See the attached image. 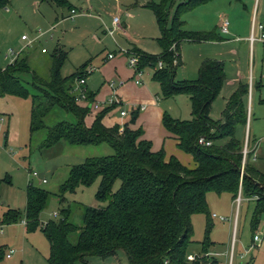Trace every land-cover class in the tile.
<instances>
[{"label":"trees","instance_id":"16d2710c","mask_svg":"<svg viewBox=\"0 0 264 264\" xmlns=\"http://www.w3.org/2000/svg\"><path fill=\"white\" fill-rule=\"evenodd\" d=\"M55 8L73 10L68 0H42ZM213 0H160L147 2L144 7L152 12L160 30L157 40L161 53L150 55L133 49L138 56V70L155 68L159 61L166 63L168 71L158 70L153 81L158 83L163 97L183 93L189 96L192 120L179 121L168 114L162 116V126L172 137L177 148L192 156L193 166H184L174 156L166 157L163 150L153 152L151 143L143 139L141 129L129 125L106 127L102 120L111 108H105L88 127L85 118L89 106H79L74 93L75 83L86 79V65L80 72L62 78L60 69L62 53L54 55L48 82L35 76L26 59H15L5 69H0V98L14 96L31 99L30 131L44 128L43 118L58 107L71 113L76 125L58 123L48 129L44 148H51L60 141L75 146L107 144L112 156L87 159L80 165L71 166L68 177L60 186L58 198L65 201V194L78 187H89L99 179L95 199L107 202L105 207H81L82 223H72L70 208L61 209L57 221L39 225V215L46 208L52 195L29 184L26 188L25 207L20 213L7 210L1 224L10 225L25 221L27 233L40 231L48 243V264H88L89 258L106 259L123 252L130 264H216L210 258L188 263L187 247L193 233L191 216L205 215L204 239L200 243L201 255H207L212 246L209 235L212 219L207 211L206 194L228 193L234 200L241 189V197L254 201V223L264 213V174L251 164L254 151L242 167L243 143L236 139L237 128L246 127L248 121L247 99L249 85L240 83L228 98L220 121L209 117L210 106L218 97L224 82L221 62L204 60L194 81H174L179 65L173 66L174 54H178L183 42H207L216 40L211 33L190 32L184 29L182 16L196 7ZM238 1V0H234ZM6 0H0L4 7ZM174 46V49H172ZM31 75L29 94L20 79L21 74ZM84 88V87H83ZM86 99L92 102L93 94ZM133 124V121L131 122ZM214 135L211 136V132ZM204 138L211 145H198ZM223 140L220 145L215 142ZM119 188L112 192L115 182Z\"/></svg>","mask_w":264,"mask_h":264},{"label":"rangeland","instance_id":"374dc122","mask_svg":"<svg viewBox=\"0 0 264 264\" xmlns=\"http://www.w3.org/2000/svg\"><path fill=\"white\" fill-rule=\"evenodd\" d=\"M120 1L123 3L125 0ZM175 1L178 4L186 0ZM68 2L75 10V15H71L68 8H55L42 0H6L5 6L0 7V69H5L15 59H26L30 71L39 79L48 82L52 58L60 51L64 58L60 69L62 78L66 79L80 72L83 65L88 66L86 69H93V73L85 79L87 91L98 94L96 101L108 105L116 98L111 93L119 86L120 80L124 79V74L131 76L132 70L125 53L134 49V46L123 38L122 30L115 29L113 35H109L108 31L113 29L112 19L118 16L121 22L124 21L134 29L135 35L139 32L156 35L149 38L156 41L158 54L161 53L157 42L160 38L159 27L153 21V15L144 10L143 12H148L154 33L147 28L141 30L143 18L133 14L135 5L123 8L126 5L123 4L121 10L117 12L118 8L112 6L111 0H109L110 4L105 0H68ZM260 4L258 22L263 21L264 18L262 12L264 0ZM181 21L183 22L182 19ZM22 37H25V40H22ZM148 44L155 46L153 41L146 43ZM11 52L14 55H10ZM108 54L114 56L112 63H108L110 62L107 60ZM156 67L148 68L145 72L144 86L153 80V75L158 71ZM162 69L168 71L170 68L163 63ZM241 71L245 76V82L242 83L248 86L250 75L253 76V83L249 97V120L246 127L237 128L235 137L243 145L246 136L248 137L249 149L255 150V166L264 174V42L255 43L252 51L248 49L241 54ZM19 77L30 96L34 95L35 91L30 86V73L21 74ZM174 79L175 82L178 81ZM74 86L73 91L77 96L78 85L75 83ZM85 94L87 96V92ZM109 96L112 98L109 99ZM157 96L162 114L166 113L172 119L179 121L192 120L188 95L179 93L163 97L159 90ZM106 108H111V105ZM114 108L116 107L109 112ZM125 108L123 105L121 109L125 111ZM30 110V98L14 96L0 98V264H48V243L40 227L32 233H26L21 222L1 224L3 214L7 210L23 212L26 202L25 191L29 184L52 195L46 208L39 215V225L46 224L50 220L57 221L60 218V210L70 208V221L80 226L83 213L81 207L98 208L107 205V202H98L95 199L99 179L89 187H78L73 193L65 194L63 203H60L55 196L67 179L71 166L80 165L87 159L112 156L113 150L107 144L75 146L66 142L44 148L48 129L61 122L76 125L77 120L71 113L53 107L42 119L44 128L31 132ZM223 110L224 102L219 96L210 106L209 117L218 121ZM95 113L97 115L99 112L91 110L87 115L85 118L87 124L93 121ZM118 113L119 111L113 112L103 119L109 118L110 123L114 124L118 121L119 124L123 120L119 118ZM133 119V115L128 112L125 121L131 123ZM135 126L145 132L147 141L151 143V147L157 149V152L163 150L166 156L171 154L177 159L176 155L171 153L175 152L181 159H178L180 163L193 164L190 154L179 150L175 142L166 138L159 117L142 122L137 120ZM211 133V136L215 134L214 131ZM223 142L225 141L219 140L215 144L220 145ZM32 173L39 175V178L44 177L46 183L32 177ZM118 188L117 181L113 185L112 192H116ZM232 200L228 193L216 194L209 191L206 194L207 211L212 219L209 240L214 243L209 249L212 253L209 258L216 261V264H264V213L254 223V201L252 197L250 198L252 202H246V199L242 198L237 210L238 221L233 229L236 206H232ZM213 214L217 218H212ZM220 217L224 220H219ZM191 224L192 243L187 247V254L200 255V243L204 239L205 215L194 213L191 216ZM254 236L259 238L258 242L253 241ZM10 250H13V254L7 259L6 254ZM121 253L120 251L117 253L119 259L128 262L127 257H122ZM87 261L88 264H98L101 260L89 258Z\"/></svg>","mask_w":264,"mask_h":264},{"label":"crops","instance_id":"0c3cea01","mask_svg":"<svg viewBox=\"0 0 264 264\" xmlns=\"http://www.w3.org/2000/svg\"><path fill=\"white\" fill-rule=\"evenodd\" d=\"M105 1L109 3V0H105ZM261 1L262 0H238V1L213 0L206 4L200 5L195 9H193L192 11L184 14L182 20L184 22V29L186 31L202 32V33L211 32L217 37V39L213 41L200 42V43L183 42L178 49L179 65L175 72V78L178 79V81H194L197 79L198 69L204 60H215L221 62L224 68L225 82L218 97L220 96L223 99L224 108H225L228 98L237 89L240 83L245 82L244 79L245 76L241 71V54L245 53V51H247L248 49L252 51L254 49L255 43L264 42L260 40L261 34L257 29L253 31V36L256 40H254L253 42L250 41V36L252 34V27L253 26L256 27V25L263 24L264 22V18L263 21L260 22L257 21V18L259 17V13H260L259 10H260ZM147 2L159 3L160 0H125L123 1V3L120 0H111L112 6H116L118 8L117 12L121 10L123 4H126L124 5L123 8L131 7L135 5V10H134L135 13L133 14L139 18L141 17L143 18V22H142L143 25L141 26V30L147 28L152 33H154L152 22L150 20L149 15L147 14L148 13L147 11H149L151 15L153 14L150 10L144 7V5ZM127 3H129L130 5H128ZM144 10H147L146 13L143 12ZM262 12H264V6L262 8ZM153 19H154L153 21H155L154 15H153ZM119 20H120V25L123 28L122 30L123 38L126 39L128 44H131L132 46H134L135 49L141 51L142 53H146L150 55H158L156 41L151 40L153 38H149L151 36L155 37L156 35H148V34L145 35L144 33L141 32L135 35L134 33L135 31H133L134 29L131 26H128L124 21L121 22L120 18ZM225 22L227 23V27H226L227 32L223 33L222 26ZM257 35H259L258 38ZM149 41H153V43H155V46H153V44L146 45V43H149ZM113 60L114 57L108 63H112ZM113 66H117V65H113ZM147 71L148 69H145L143 71L141 78H139V82H140L139 84H136L135 82L136 81L135 73L133 70L131 72V76L125 73L124 79L120 80L119 86L115 90H113V93H111V95L114 94V96L116 97L112 101L113 104H116V108H114L113 111L109 112L106 116L108 117L109 114L119 111L118 113L119 118H121L123 122L121 121V123L118 124L117 121L114 124L119 126L120 128H122L124 125H129L131 129L134 130L141 129L138 128V126H135L137 120L142 122V121H147L149 118H156V117L160 118V124L162 125L163 114L159 105L160 100L157 96L160 87L158 83L154 82L153 80L150 83H148L146 86H144L143 77L146 74L145 72ZM252 77L251 75L249 77V95L247 99L248 120H249V103H250L249 97H250V93L252 92V83H253ZM129 81L131 82L129 83ZM153 86H157L158 88L155 89ZM84 88L86 89V80H85ZM86 92L88 94L89 93L93 94V100L92 102H88V101L79 102L77 103L79 106L82 107L89 106L90 111L94 110L96 112H100L101 110L105 109L107 106L111 105V104L107 105L106 103L103 104L99 103L98 101H96L99 96L98 94L93 93L91 91H87V89ZM110 98L112 97L109 96V99ZM123 105H125L126 107L125 111L127 110L128 112H130V114L133 115L134 117L133 124L125 121L128 112H126L127 113L126 116L124 117L120 116V111L123 110L121 109L123 108ZM142 106H144V110L138 111V109ZM221 117L218 119V121L221 120ZM109 121L110 119L106 118L102 120V123L106 127H113L114 124L110 123ZM92 122L93 121L91 120V122L87 124V122L85 121V124L86 126L89 127L92 124ZM165 133L167 135L166 138L176 143V141L172 137H170L166 131ZM142 138L147 140V138L145 137V132H143ZM60 142H64V141H60ZM151 149L153 152H157V149L153 147ZM171 153H174L177 159L181 160L178 153L175 152H171ZM254 155H255V151H254ZM170 156L171 154L166 157H170ZM252 161L253 162H251V164L254 166V168H256L257 171H259L255 166L254 160ZM181 164L187 167L193 166V164L190 165V164H185L183 162ZM42 178L44 179V177ZM245 201L252 202L249 199H246ZM233 205H234V200H232V206ZM237 221L238 220H235V216H234L233 229L236 227ZM21 225L24 228H26L25 227L26 225L22 223ZM213 244L214 243L212 242V246ZM231 245L233 246V243ZM209 249H208V257H211L212 253L209 251ZM200 250H201V246H200ZM120 255L122 257H126L125 254H123V252ZM231 257H232V253L230 259ZM100 260L101 261L98 264H130L129 261L125 263L123 259L122 260L119 259V256L117 254L108 257L106 259H100Z\"/></svg>","mask_w":264,"mask_h":264},{"label":"built area","instance_id":"2783aa9c","mask_svg":"<svg viewBox=\"0 0 264 264\" xmlns=\"http://www.w3.org/2000/svg\"><path fill=\"white\" fill-rule=\"evenodd\" d=\"M70 13H71V15H75L76 14V12H75L74 9L71 10ZM112 25H113L112 26L113 29L108 31V33H109L110 36L113 35V31L115 29L123 30L122 26L120 25L119 17H117V16L112 19ZM226 27H227V23L225 22L223 24V26H222V32L223 33H226L227 32ZM255 29H257L260 32V34H261L260 40L261 41H264V22H263V24L256 25V27L255 26L252 27V34L250 36V41L251 42H253L254 40H256L254 38V36H253V31ZM22 40H25V37H22ZM172 49H174V46H172ZM42 52H44V50H42ZM125 54L127 56V61H128L129 67L135 73V80H136L135 82H136V84H139L140 83L139 82V78H141V76L143 74V71L137 69V67H138V65H137L138 64V59H137L138 56L136 54L131 53V52H127ZM10 55H14V54L11 52ZM113 57L114 56L112 54H108L107 60H111V59H113ZM177 57H178V54L175 52V54H174V60H173V63H172L173 66H176L177 65ZM156 68L158 70H161L163 68V64H162L161 61H159L157 63V67ZM86 73L88 75H90L91 73H93V69H87L86 70ZM76 84L78 85V87H76V93L79 94L75 98L76 103H79V102H82V101H87L86 94H85L86 93V89L83 88L85 86V80L84 79H81V80L77 81ZM110 104L111 105H114L113 103H110ZM142 110H144V106H142V107H140L138 109V111H142ZM126 114H127L126 111H124V110H121L120 111V116L121 117L126 116ZM247 123H248V121H247ZM197 143H198V145L206 146V147H208V146L211 145V142L205 140L204 138H199ZM256 145H258V142L256 143ZM252 151H255V150L254 149H252V150L249 149L248 137L246 136L245 143H244L243 149H242V167L245 165L246 159L248 158L249 154ZM252 159L255 160V155L254 154H253V158ZM32 177L38 178V175L36 173H32ZM40 181L42 183H46V179L45 178L44 179L41 178ZM240 191H241V189H239L238 195L234 199V205L236 206L235 220H237V210H238V206L241 204V201H242V197H241V192ZM252 200L253 201L257 200V197H252ZM212 218L215 219L217 217L213 214L212 215ZM219 220L223 221L224 218L220 217ZM21 223L25 225V221H21ZM253 241L254 242H258L259 241V238L257 236H254L253 237ZM12 254H13V250H10V252L8 254H6V258L9 259ZM202 258H209L208 257V254L207 255H201V254L200 255H191L190 254V255H188L186 257V260H187L188 263H193L196 260H200Z\"/></svg>","mask_w":264,"mask_h":264}]
</instances>
